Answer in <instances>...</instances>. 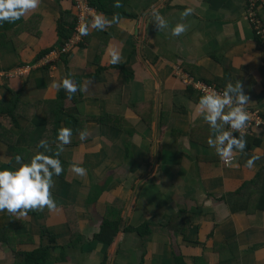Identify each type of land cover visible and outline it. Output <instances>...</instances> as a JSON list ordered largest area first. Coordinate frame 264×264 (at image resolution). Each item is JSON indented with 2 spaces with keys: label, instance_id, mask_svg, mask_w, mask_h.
I'll return each mask as SVG.
<instances>
[{
  "label": "crops",
  "instance_id": "obj_1",
  "mask_svg": "<svg viewBox=\"0 0 264 264\" xmlns=\"http://www.w3.org/2000/svg\"><path fill=\"white\" fill-rule=\"evenodd\" d=\"M89 1L99 9L86 21L84 43L51 63L42 56L59 51L79 27L75 0H40L21 19L0 23V99L8 98L5 85L21 100L16 120L0 115V168L17 167L13 153L27 162L43 151L41 140L51 154L58 130L72 132L50 189L57 208L0 211V264H22L43 247L52 248L45 264H176L177 256L185 264L196 257L264 264V124L243 136L245 149L226 165L207 144L214 133L196 108L202 93L178 75L220 90L239 80L246 105L264 118V42L246 20L247 0ZM185 8L193 11L181 20ZM153 12L167 29H157ZM95 18L107 21L103 30L91 27ZM178 22L187 28L173 37L169 29ZM64 78L75 93L53 87ZM47 131L56 132L44 138ZM74 164L86 174L75 175ZM114 203L134 231H120L108 246L94 238ZM180 212L178 222L196 229L187 244L172 224Z\"/></svg>",
  "mask_w": 264,
  "mask_h": 264
},
{
  "label": "clouds",
  "instance_id": "obj_2",
  "mask_svg": "<svg viewBox=\"0 0 264 264\" xmlns=\"http://www.w3.org/2000/svg\"><path fill=\"white\" fill-rule=\"evenodd\" d=\"M39 4L40 0H0V23H14L27 12L35 10ZM93 8L95 9V7ZM192 11L191 8H185L180 13L181 20L189 16ZM152 17V22L158 30L168 28V21L159 13L153 12ZM106 23L107 21L95 18L91 27L103 30ZM186 28V24L178 22L169 29V34L173 37L179 36L186 31ZM87 31V27H80L81 35H86ZM118 60V54L113 53L111 63L115 64ZM53 87L62 88L68 94L77 91V86L68 78L62 79L59 84L54 83ZM86 89L87 85L80 90L85 91ZM247 103L248 96L243 93L239 80L234 84L227 83L220 93L209 90L197 101V111L214 133V137L208 138L207 144L226 164H231L234 151H243L246 147L243 133L234 136L233 130L240 132L247 127V122L250 119V115L245 109ZM225 126H227V130ZM71 135V129L62 127L57 132L56 151L46 154L49 151L47 142L41 140L37 144V148L43 149V151H36L27 162H24L20 155H16L14 159L17 167L11 170L0 168V211L25 216L29 210L43 211L47 208L49 211H53L57 208L50 189L53 187V178L58 177L63 171L59 153L63 151L64 145L69 144ZM78 135L79 139L83 141L87 138L88 132L83 130ZM254 159L253 157L246 160L244 166L252 167ZM71 171L82 177L87 170L74 164L71 166Z\"/></svg>",
  "mask_w": 264,
  "mask_h": 264
},
{
  "label": "trees",
  "instance_id": "obj_3",
  "mask_svg": "<svg viewBox=\"0 0 264 264\" xmlns=\"http://www.w3.org/2000/svg\"><path fill=\"white\" fill-rule=\"evenodd\" d=\"M90 4L93 7H95L96 10L99 9V6L93 4V2H90ZM14 72H15V70H14ZM2 86H4V89L6 90L8 98L0 99V115H3V114L6 115L7 114L8 116H10V118L16 120V117L19 115V113H17V111H18V108H19L20 102H21V100L19 98V93L12 91L9 87H7L5 85H2ZM49 117L50 116L47 114V121L48 122L50 121ZM96 120H98V122L102 126H106L105 125V123H106L105 119L102 116L97 117ZM54 132H56V131L45 132L44 138L48 137V135H50V133H54ZM55 136L57 137V135H55ZM41 138L43 139V136ZM54 143L57 144L56 138H55ZM47 146H48V150H49V147L51 145L47 144ZM9 148H10V145L8 146V149ZM10 151H11V149H10ZM13 155L16 156L17 154L13 153ZM101 189L102 188H100V189H98L92 193L90 198L92 197L93 201H95V199L98 198V196L100 195ZM259 198H261L260 202L262 203V205L258 204V206H260L259 209L264 210V205H263L264 204V191L260 195ZM68 208L69 207H67V209ZM246 211L248 212L249 209H246ZM34 212L35 211L29 210L27 212V215L34 214ZM69 214L70 213L68 212L67 213V215H68V226L70 227V231L72 233V238L74 239V240L72 239L73 240L72 244L77 245L78 244L77 242H80V241L76 238L75 229L73 227V224L71 223L72 222L71 218H70L71 216H69ZM183 214H184V212H180V214L178 216L173 217L172 224H175V225L178 224V227H176L178 230L177 232H180L183 235V241L184 242H190V240L188 239V236L192 230L191 223L189 221L188 222L183 221V223H181L182 225H180L178 222L179 218ZM123 224H124V221H123V217H122V208L117 209V203H114L110 207H108L107 214L103 218V222H102L101 227H100V232L95 235V238H94L95 241H97L98 243H102V244H106V245L110 246L113 244L114 240L116 239V237L120 231H122V230L125 232L134 231L132 227H124ZM144 226L148 227L149 225L145 224ZM137 231L139 232L138 234L140 236L144 235V233L142 232L143 229H140ZM193 232H196V229H193ZM50 240H52V239H50ZM69 246L70 245H68L66 247H69ZM51 249L52 248H50V247H43L40 250L34 251L32 253H27L25 255V262L22 264H45L48 261V259L50 258L49 253H50ZM175 262H176V264H185L183 258L180 256H177L175 258ZM193 263L194 264H208L201 257L194 258Z\"/></svg>",
  "mask_w": 264,
  "mask_h": 264
},
{
  "label": "built area",
  "instance_id": "obj_4",
  "mask_svg": "<svg viewBox=\"0 0 264 264\" xmlns=\"http://www.w3.org/2000/svg\"><path fill=\"white\" fill-rule=\"evenodd\" d=\"M75 5H76V8L79 12V27L77 28L74 37L65 43V45L61 48L59 53H51L47 57V60L50 63L56 61L59 54H62V55L65 54L66 55L73 47L79 45L80 43H83L82 41L84 40L85 35L80 34V27L81 26L86 27L87 19H89L94 14L95 10L93 7L90 6L88 0H75ZM261 8L263 9V13H264V8L262 6H261ZM259 18H260L259 16L251 13V11L249 10L248 19L250 22H252L253 26L255 27V34L257 33L259 35L261 41L264 42V26H262V25H260V23H258L257 20ZM178 75L180 76L179 78L185 83V85H191V86L196 87L202 93V95H204L209 90H214L217 93H220L222 91V90L217 89L216 87L209 85V84L203 83V84L199 85L198 83H194L192 78L190 79L189 77H187L186 75H184L181 72H179ZM245 109L250 115V119L247 122V127L245 129L240 130V132L233 130L234 136L235 135L238 136L241 133H243V136L252 135V133L256 129L261 128L264 124L263 115L261 114V112L259 110L255 109V108H251L247 105H245ZM226 130H227V127H226ZM233 161H234V158L232 157L231 163ZM226 165H229V164H226Z\"/></svg>",
  "mask_w": 264,
  "mask_h": 264
},
{
  "label": "rangeland",
  "instance_id": "obj_5",
  "mask_svg": "<svg viewBox=\"0 0 264 264\" xmlns=\"http://www.w3.org/2000/svg\"><path fill=\"white\" fill-rule=\"evenodd\" d=\"M88 2H89V0H88ZM89 4H90V2H89ZM246 13H245V16H246V20L248 21V23L250 24V26L251 27H253V29H254V31H255V27L253 26V24H252V22H250L249 21V19H248V12H249V10L251 11V13H253V14H256L257 16H259L260 18L257 20L258 21V23H260V25H262V26H264V13H263V9L261 8V6L264 8V0H247V2H246ZM90 6L92 7V5L90 4ZM95 10V9H94ZM94 14H95V12H94ZM255 34V33H254ZM255 35H257L256 37L259 39V40H261L260 39V37H259V35L256 33ZM85 39V38H84ZM83 43H84V40L82 41ZM60 50L61 49H59V51H57V52H52V51H50V52H48V53H46L41 59L43 60V61H45V62H48V60H47V57L51 54V53H59L60 52ZM47 55V57L45 58V56ZM60 56H62V54H59V56L57 57V58H59ZM48 63H50V62H48ZM27 67V66H26ZM28 68V67H27ZM22 72V71H21ZM0 78H1V76H0ZM6 79V78H5ZM183 216V215H182ZM182 216H181V218H182ZM180 222V221H179ZM185 222V221H184ZM186 222H188V220H186ZM183 223V222H182ZM180 225H182L181 223H179ZM179 233V235H182L180 232H178ZM193 233L192 232H190V234H189V236H188V239L190 240L191 239V235H192ZM184 242V241H183ZM184 243H188V242H184ZM203 260H204V258H203ZM205 261V260H204ZM206 262V261H205ZM207 263V262H206Z\"/></svg>",
  "mask_w": 264,
  "mask_h": 264
}]
</instances>
